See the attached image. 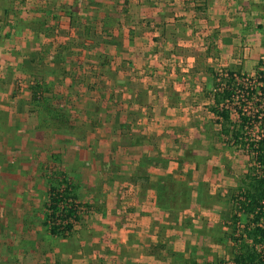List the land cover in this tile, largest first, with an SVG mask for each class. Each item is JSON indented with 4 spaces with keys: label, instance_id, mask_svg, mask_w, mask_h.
Segmentation results:
<instances>
[{
    "label": "crops",
    "instance_id": "obj_1",
    "mask_svg": "<svg viewBox=\"0 0 264 264\" xmlns=\"http://www.w3.org/2000/svg\"><path fill=\"white\" fill-rule=\"evenodd\" d=\"M0 24L7 28L0 27V253L5 263L15 257L14 263L20 264H177L176 254L184 256L181 264L206 263V256L197 253L210 246L206 237L189 242L197 248L192 257L188 236L177 243L184 232L168 222L169 206L158 202L153 190H143L141 179L130 176L141 162L149 175L170 174L177 180V174L186 170L177 173L178 163L174 166L171 160L200 169L186 150L193 141L203 146L211 142L205 127L188 126L193 97L210 88L216 65L229 64L241 54L245 66L257 65L264 53V0H0ZM16 49L29 57L23 69L50 70L49 81L62 79L50 69L52 54L59 56L54 66L60 68L55 69L65 70L62 61L76 55L84 56L93 68L96 63L111 90H119L125 122L133 124L128 115L138 112L133 125L137 132L133 134L125 123L119 132L118 126L109 124L108 113L100 114L102 130L93 131V140L40 127L28 106L31 95L13 94L12 82L1 88L8 81L7 72L14 74L18 68L10 56ZM171 60L175 65L169 68ZM128 133L130 140H126ZM194 148L193 153L200 151ZM120 150L124 160L116 161L113 153ZM159 154L166 158L164 168L149 160ZM59 157L69 168L94 172L90 179L77 180L69 170L77 197L85 188L92 202L104 205L100 222L87 226L111 240L96 239L98 235L87 231V236L76 233L68 243L75 228L66 239L45 229L38 238L42 225L31 220L44 206L48 185L39 166L51 160L58 163ZM113 161L125 180L112 171ZM124 184L129 186L126 192L132 205L128 213L117 202ZM160 224L168 228L162 238Z\"/></svg>",
    "mask_w": 264,
    "mask_h": 264
},
{
    "label": "rangeland",
    "instance_id": "obj_2",
    "mask_svg": "<svg viewBox=\"0 0 264 264\" xmlns=\"http://www.w3.org/2000/svg\"><path fill=\"white\" fill-rule=\"evenodd\" d=\"M11 10L14 15L18 13V11H16L12 5ZM90 22L93 23V20H90ZM1 24L0 27L2 26ZM2 28V31H4L6 25H3ZM0 42H2V39ZM69 43L71 42L66 44L69 45ZM16 44L19 45L20 40L16 42ZM16 50L18 51H11L13 54L10 56L14 57L13 61L17 63L18 68L16 71H14V74L7 72L8 81L6 84L1 86V88L5 89L7 84L12 82L11 90L13 94L15 93V95H18L19 98H26L25 96H28V94L31 95V90H29L30 87L38 83L43 89L41 90L40 94L44 98H47L50 107L55 111H59L64 120L67 121L64 123L55 124L52 121H45V119L41 118L40 123L38 122L39 119H37V124L40 127H50L55 131L58 130L63 135H69L71 132L73 133L71 136L79 137L81 139H83L81 135L85 136V139L90 136L88 139L93 140L95 139V137L93 138V131L97 130L101 133L102 130L101 128L103 123L98 121L100 116L102 114L107 115L108 113L110 118L109 124L115 125V127L118 126L120 129V131L119 129L116 130L118 137L120 136L118 131L122 132L120 125L124 123L129 125V127L124 126V128L128 127V129H131L132 127L131 130H133L134 134V118L138 112L134 113V111H132L133 113H129L128 115L129 119L133 120V124L125 122L124 116L120 115L124 113L123 111H125V106L122 107V103H120L121 98L118 92L119 90H117V88H114L113 91L111 90L109 85L106 84V79H104V76H102L103 69L100 70L96 63L93 68V63L86 60L84 56L76 55L67 57L65 61H62L63 65L66 63V68L63 66L65 70L55 69L53 67L60 68L58 65L54 66V58H59V56L52 54V61L47 60L51 62L50 69L51 71L53 69L58 71L57 74L61 75L62 79L51 78L49 81L46 73H49L50 70L44 71L42 68L39 71L38 67L34 68V71L23 69L22 67L25 63L24 59H29V57L24 52L20 53L19 49ZM242 58L243 57L241 54V56H235L233 59L234 61H231L229 64L224 63L226 65L223 66L216 65L212 70V82L210 88L204 92V95L199 93V95L193 97L196 99L191 103V108L194 113L192 115L193 117L190 118L188 126L192 127L193 129L196 124L200 125L202 128L205 127V132L209 137V141L211 142L209 146H203V142L193 141L190 148L186 150L187 155L192 157L191 161L200 163V169L194 167V165L193 168L182 166L181 160H171L174 163V166H176L175 162L178 163V167L176 169L177 173H179V170L181 169L186 170L183 174L181 173L182 175L177 174L179 180L188 181L189 185L191 186L197 183L200 185L199 191L197 190L198 192L196 190L192 192L189 202L182 210L183 212L179 213L177 217H174L176 215L171 214L168 222H170V224H178L179 228L181 227V231L184 232L183 236H178L180 240H177V243H184L185 235L188 236L189 239L187 250L189 254L192 255V257L196 255L197 248L193 247V245H189V242L198 240V237L200 236L206 237L210 246L206 248V251L199 250L197 252L199 255L206 256L208 261L203 264H232V257L235 251L233 238L237 237L242 232V230L245 229V226L248 223V218L246 215H241L237 232H233L232 228L229 226L230 217L234 212V203L232 198L237 193L238 187L242 184L245 174H247L252 167L253 157L247 144L253 137H255L258 132H260V119H258V123L253 122L252 116L257 112H263L264 110V94L262 90L263 85L260 81L261 78H264V53H261L258 56L257 65L251 67L245 66ZM167 65H169L170 68L171 66L175 65V63L171 60ZM202 69L203 66L201 67V70ZM229 72L235 74V81H233V83L237 84L236 89L233 92L235 99L228 105L231 122L234 124L238 123V110L240 109L243 111V113L251 117L250 123L246 127V133L244 135L246 147L226 144L224 137L219 134V126L216 123V117L211 112V91H213V84L215 81L217 84H225L228 78L227 76L225 77L224 74ZM71 81L74 82L71 83ZM185 81H187L186 78ZM75 84L80 87L75 86ZM109 88L111 91L108 90ZM27 91H29V93ZM250 91H252L253 94L248 99ZM24 93L25 96H23ZM172 97L175 98V96ZM28 103L30 110H32L35 115L36 112L42 110L40 107H34L31 103V99ZM86 116L91 117L90 120L92 121L89 122L86 119ZM98 123L102 126H100ZM131 138V133L126 134V140H130ZM194 147L198 148L200 151H194L195 153H193L192 151L195 149ZM201 147H205L204 151H202L203 149L201 150ZM102 148L104 151H106L104 147ZM171 152L173 156L177 154L176 149L173 151L171 150ZM123 155L124 154L122 153V150L119 152L114 151L113 156L115 157L113 159L116 161L124 160ZM195 155H197V158L193 157ZM57 159L58 163L51 160L46 163L47 166H39L40 174L47 180H56L58 176L61 179L62 176H66L69 182L74 185L69 172V170L72 169L74 178L77 180L90 179L92 176H94V172L87 173L85 171H78L75 168H69L66 161L62 162L60 157ZM149 160L157 163L156 167L158 168L165 167L166 158L161 157L160 154L158 156H154V158H150ZM116 161H113L112 165L115 164ZM188 166H190V164H188ZM112 171L114 174L118 175L120 179L125 180L123 173L120 174V168L118 164H115L112 167ZM127 188H129V186L126 184L120 188V200H117V202H119V209L126 210L128 213V208L132 205L129 199L130 193L126 192L128 190ZM48 192L49 187L47 185V187H45V198L43 197L44 206L36 213L35 218L31 220V224L33 223L37 226L42 225V233L39 234V239H42L41 237L44 229L48 231L44 224L47 214L45 205L48 201ZM36 195L38 196V194ZM89 195L90 193L85 188H82L80 192H78L77 203L79 204V211L77 212V216L79 217V220L75 223V229L73 233H71L68 238L65 237V239H68V243H70L71 238L76 233L84 232V235H88L87 231H90V227L87 225L92 226V223L100 222L98 218L101 216H98V214L104 213L103 203L100 201L92 202V199L89 198ZM108 202L109 203L107 207L111 208V203L110 201ZM159 229V236L162 238L163 234L168 228L165 227V224H162L159 226ZM2 233L4 232L2 231ZM92 233L94 235H98L96 239H105L109 241L111 238V236L109 238L108 234H104L102 231H98V229H92L89 235ZM167 244L168 243L166 242V245ZM259 249L264 251V247ZM2 254L3 253H0V264L5 263V258L2 257ZM14 258L15 257H11L10 260H8V263L5 264H20V262L14 263ZM175 259L179 262L177 264H181V260L184 259V256L176 254ZM16 261L18 260L16 259Z\"/></svg>",
    "mask_w": 264,
    "mask_h": 264
},
{
    "label": "trees",
    "instance_id": "obj_3",
    "mask_svg": "<svg viewBox=\"0 0 264 264\" xmlns=\"http://www.w3.org/2000/svg\"><path fill=\"white\" fill-rule=\"evenodd\" d=\"M232 72L227 73L228 80L225 84H213L211 91L212 107L211 112L216 117L219 126V134L224 137L226 144L246 147L244 135L251 117L238 110V123L231 122L228 105L234 101V90L236 85L233 81ZM263 85L264 78L260 79ZM31 103L34 107H40L36 112V118L45 121H52L55 124L67 122L59 111L53 110L40 92L43 90L37 83L30 87ZM248 99L253 94L249 92ZM253 122L260 119V132L247 144L253 157L252 167L245 174L242 184L238 187L237 193L233 196L234 212L230 217L229 226L233 232H237L240 216L246 215L248 223L245 229L235 238V251L232 257V264H264V110L253 114ZM258 123V122H257ZM61 125V124H60ZM65 125V124H64ZM68 127V126H66ZM73 133L70 132L69 135ZM141 138L136 140L140 141ZM145 158L144 162H147ZM132 180L141 179V186L144 190H153L158 194L157 201L169 206L172 215H177L186 207L192 192L199 191V183L191 186L188 181L177 180L172 175L153 177L146 171V166L141 162L132 170ZM59 176L56 180H48V201L45 205L47 214L45 226L51 236L65 238L73 231L75 223L79 220L76 209L77 194L75 186L72 185L66 176ZM197 191V192H198ZM77 203V204H76ZM79 206V204H78Z\"/></svg>",
    "mask_w": 264,
    "mask_h": 264
},
{
    "label": "built area",
    "instance_id": "obj_4",
    "mask_svg": "<svg viewBox=\"0 0 264 264\" xmlns=\"http://www.w3.org/2000/svg\"><path fill=\"white\" fill-rule=\"evenodd\" d=\"M224 76L226 77L227 76V74H224ZM77 204V203H76ZM79 208V206H78V204L76 205V209H78ZM78 211H79V209H78Z\"/></svg>",
    "mask_w": 264,
    "mask_h": 264
}]
</instances>
